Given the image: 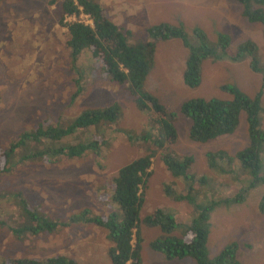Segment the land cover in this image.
Wrapping results in <instances>:
<instances>
[{"label":"rangeland","instance_id":"rangeland-1","mask_svg":"<svg viewBox=\"0 0 264 264\" xmlns=\"http://www.w3.org/2000/svg\"><path fill=\"white\" fill-rule=\"evenodd\" d=\"M59 1L0 0V169H7L0 174V194H3L0 198V264H10L15 256L40 259L53 255L70 257L78 264H109L106 231L93 223L78 221L20 240H15L3 225L25 220L21 206L27 210L32 206L57 221L84 209L105 217L115 208L109 199V190L116 169L143 155L147 148L142 141H129L122 130L142 133L153 115L140 112L127 99L122 86L109 80L89 48L81 51L75 63L69 61L67 32L55 15ZM96 1L106 17L124 33L127 42L145 40V30L151 24L181 22L188 35L193 26L203 30L210 40L215 32L226 33L230 46L250 40L264 62L262 27L241 16L240 4L234 0ZM64 20L90 23L83 14L67 16ZM186 53L177 39L158 41L144 88L175 114L176 140L170 149L179 156L192 158L191 171L204 177L214 190L206 193V198L219 200L239 193L242 196L239 203L221 204L211 212L209 255L226 243L235 242L238 264H264V212L258 208L262 186L239 191L246 188L245 172L239 180H234L231 173L224 175L208 167L205 158L208 151L221 149L233 155L246 145L243 117L230 134L201 143L188 138L189 120L178 113V104L189 97L229 99L230 94L220 88L224 84H234L244 94L252 96L259 87L260 78L247 67L248 58L232 63L206 58L201 62L199 84L187 87L181 79ZM76 85L80 92L71 100ZM259 102L262 107L260 125L264 129V87ZM111 103L120 107L115 123H101L59 141L60 144L88 143L85 140L91 139L97 153L86 151L76 159L42 154L24 160L22 155L26 150L17 148L6 162L4 153L21 131L33 130L38 124L42 127L61 124L83 108L104 107ZM43 144L42 140L31 142L29 151H41ZM158 155L156 153L151 159L147 169L149 175L140 216L159 207L165 208L180 225L174 233L181 235L190 217V206L164 194L162 187L169 183V172ZM173 187L182 191L181 183L178 188ZM141 219V264H193L187 257L166 260L162 254L149 249L148 242L157 236V230L145 227Z\"/></svg>","mask_w":264,"mask_h":264},{"label":"trees","instance_id":"trees-1","mask_svg":"<svg viewBox=\"0 0 264 264\" xmlns=\"http://www.w3.org/2000/svg\"><path fill=\"white\" fill-rule=\"evenodd\" d=\"M234 1L240 4L241 16L251 23H259L264 33V0ZM77 14L85 15L91 23L62 21L64 17ZM55 15L67 32L69 61L75 63L81 51L89 48L92 56L99 59L101 69L109 80L122 86L127 99L135 103L140 112L146 111L153 115L142 133L122 130L128 140L142 141L147 144V148L143 155L116 169L109 190V199L115 208L105 217L90 214L84 209L57 221L49 219L36 209L32 212L21 206L25 220L3 223L4 228L15 240H20L22 237L34 238L39 233L51 232L58 226H67L78 221L90 222L106 231L105 237L109 241L106 256L109 264H141V217L145 227L157 230V236H153L148 242L149 249L162 254L166 260L187 257L193 264H238L235 242L226 243L210 256L207 240L209 217L213 209L221 204L239 203L242 200L241 194L219 200L206 198V193L211 194L214 190L209 187L204 177L196 176L191 171L192 158L188 155L179 156L170 149L176 140L175 114L144 88V81L154 63L155 45L158 41L177 39L186 48L181 79L183 84L190 88L196 87L200 82L201 62L204 59L226 60L232 63L248 58L247 67L258 74L257 79L260 78L259 87L252 96L244 94L234 84H224L220 88L230 94L229 99L213 96L189 97L178 104V113L189 120L188 138L201 143L230 134L239 123L240 117H243L247 134L246 145L237 149L233 155L221 149L208 151L205 153L206 164L221 174L231 173L234 180H239V176L245 172L246 188L242 187L239 191L262 186L258 208L264 212V129L260 125L262 122L259 117V114H262L259 97L264 87V62L257 53L256 45L246 39L230 46L229 37L223 32H215L213 40H210L197 26H193L191 35H188L181 22L151 24L145 30V40L127 42L124 33L106 17L96 0H60ZM79 92L76 85L71 100L77 97ZM118 115L120 107L117 103H111L104 107L83 108L61 124H48L45 127L38 124L33 130L21 131L17 138L9 143L4 153L5 160L9 162V154L17 148L26 150L27 153L22 155L24 160L42 154L76 159L86 151L97 153L91 139L85 140L88 143L78 141L60 144L59 141L101 123L113 124ZM40 140L44 142L42 150L29 151V144ZM98 144L100 145V142ZM156 153H159L163 166L169 172V183L162 187L164 194L190 206V217L181 235L174 233L180 225L165 208L159 207L140 216L143 190L149 175L147 169ZM5 171L7 169H0V174ZM180 183L182 191H177L173 186L178 188ZM221 189L222 187L219 191ZM2 195L0 194V198ZM10 264L78 263L64 255H53L40 259L12 258Z\"/></svg>","mask_w":264,"mask_h":264},{"label":"clouds","instance_id":"clouds-1","mask_svg":"<svg viewBox=\"0 0 264 264\" xmlns=\"http://www.w3.org/2000/svg\"><path fill=\"white\" fill-rule=\"evenodd\" d=\"M133 105L135 106V103H134ZM118 117H119V115H118ZM118 117H117L116 121L118 120ZM120 134H121V133H120ZM129 141H130V140H129ZM137 141H138V140H137ZM34 210H35V208L32 207V206H30L29 211L34 212Z\"/></svg>","mask_w":264,"mask_h":264},{"label":"flooded vegetation","instance_id":"flooded-vegetation-1","mask_svg":"<svg viewBox=\"0 0 264 264\" xmlns=\"http://www.w3.org/2000/svg\"><path fill=\"white\" fill-rule=\"evenodd\" d=\"M14 258H15V259H16V258H28V256H18V257L15 256Z\"/></svg>","mask_w":264,"mask_h":264},{"label":"bare ground","instance_id":"bare-ground-1","mask_svg":"<svg viewBox=\"0 0 264 264\" xmlns=\"http://www.w3.org/2000/svg\"><path fill=\"white\" fill-rule=\"evenodd\" d=\"M70 16H73V15H70ZM65 18V17H64ZM91 23V22H90Z\"/></svg>","mask_w":264,"mask_h":264}]
</instances>
